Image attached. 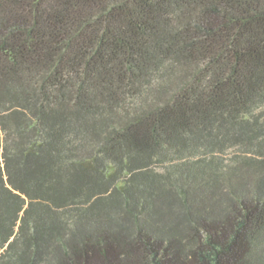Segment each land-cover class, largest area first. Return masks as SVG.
<instances>
[{
    "label": "trees",
    "instance_id": "1",
    "mask_svg": "<svg viewBox=\"0 0 264 264\" xmlns=\"http://www.w3.org/2000/svg\"><path fill=\"white\" fill-rule=\"evenodd\" d=\"M0 264H264V0H0Z\"/></svg>",
    "mask_w": 264,
    "mask_h": 264
}]
</instances>
